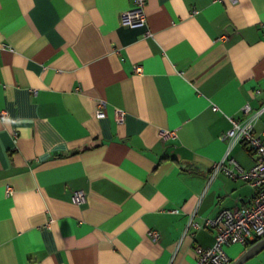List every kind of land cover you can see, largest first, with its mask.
Instances as JSON below:
<instances>
[{"label":"crops","instance_id":"crops-1","mask_svg":"<svg viewBox=\"0 0 264 264\" xmlns=\"http://www.w3.org/2000/svg\"><path fill=\"white\" fill-rule=\"evenodd\" d=\"M133 5L0 0V264H194L206 221L249 206V183L209 177L245 105L264 138V0H147L125 26Z\"/></svg>","mask_w":264,"mask_h":264},{"label":"built area","instance_id":"built-area-1","mask_svg":"<svg viewBox=\"0 0 264 264\" xmlns=\"http://www.w3.org/2000/svg\"><path fill=\"white\" fill-rule=\"evenodd\" d=\"M146 4L147 0H134L133 7L122 13V24L129 27L145 26ZM135 69L140 71L141 67L136 66ZM105 107V102L100 101L97 111L99 116L105 114ZM214 109L217 110V107ZM243 112L246 118L244 120L231 119L232 127L222 135V139L228 145L227 155L214 165L209 181L223 172L231 179H242L249 183L254 189V195L249 206L241 209L224 208L215 218L206 221L205 225L216 232L215 243L208 248L197 247V260L194 264H231L232 261L226 251L228 246L247 245L264 238V138L257 136L254 132V123L259 113L251 114L249 104L245 105ZM124 118V113L118 111L117 120L122 122ZM160 136L165 139L175 138L177 131L161 129ZM235 143H242L255 154L256 160L250 169H244L235 158L229 157L230 149ZM226 160L230 165L225 164ZM84 199L83 191L75 193L77 203L83 202ZM149 235L154 241L160 238L156 231L149 232Z\"/></svg>","mask_w":264,"mask_h":264},{"label":"water","instance_id":"water-1","mask_svg":"<svg viewBox=\"0 0 264 264\" xmlns=\"http://www.w3.org/2000/svg\"><path fill=\"white\" fill-rule=\"evenodd\" d=\"M264 247V238L256 242L252 247L247 249L241 257L233 264H244L249 259H251L255 254H257Z\"/></svg>","mask_w":264,"mask_h":264}]
</instances>
